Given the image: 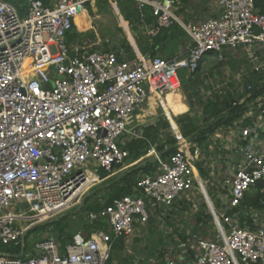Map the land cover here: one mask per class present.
<instances>
[{"label": "built area", "instance_id": "1", "mask_svg": "<svg viewBox=\"0 0 264 264\" xmlns=\"http://www.w3.org/2000/svg\"><path fill=\"white\" fill-rule=\"evenodd\" d=\"M97 1L27 0L22 17L0 0L1 245L19 246L33 224L78 205L89 176L98 180V171L105 178L115 175V167L128 157L118 141L139 138V112L151 100L160 108L167 93L180 89V71L194 74L205 61L221 62L227 51L241 46L250 57L256 47L264 49V14L256 11L257 0H216L217 17L185 27L191 46L184 57L130 60L121 48L88 52L66 38L75 17ZM131 1L141 21L147 12L154 19L146 31L149 38L176 21L175 0ZM172 130L176 152L165 161L155 156L158 172L139 177L132 195L89 214L90 220H105L106 231L77 233L63 249L49 237L34 245L36 256L22 260L1 252L0 264H107L113 242L132 236L137 223L148 222V205L169 208L196 184L186 140ZM249 134L243 130L242 137ZM259 181H264V137L244 152L243 164L226 181L230 209L238 208ZM14 204L25 205V213L32 215L14 213ZM17 216L37 222L16 228ZM231 220L228 214L219 216L225 239L193 236L198 252L191 264H264V229L242 228ZM165 264L177 263L168 259Z\"/></svg>", "mask_w": 264, "mask_h": 264}, {"label": "crops", "instance_id": "2", "mask_svg": "<svg viewBox=\"0 0 264 264\" xmlns=\"http://www.w3.org/2000/svg\"><path fill=\"white\" fill-rule=\"evenodd\" d=\"M48 2H51V0H48ZM107 3L110 11L112 10L114 12L120 22L122 40L125 37V40L132 49L134 59L149 58L147 57L149 55L143 56L139 51L134 34L148 37L146 31L154 26V19L150 23L141 21L142 25L138 27V32L133 34L130 23L125 21L120 14L117 0H107ZM94 7H96V12L99 13L97 3L88 8H92L93 10L95 9ZM256 11L259 12V9H256ZM20 13L25 14L26 7L21 9ZM219 13L220 8L216 0H175L173 14L176 21L174 24L169 28L161 29L155 37H148L149 40L158 38L155 48L157 57L170 60L175 57L186 56L191 46V40L185 27L193 28L199 26L205 20L217 17ZM91 16H95L94 10ZM122 20L127 24L128 32L122 27ZM75 28L79 39H82L73 43L66 38L68 40L67 42L71 45H85L88 52H94L90 48H102L103 43L108 44V50L101 52H113L114 49L119 50L122 43V40L119 42L111 40L113 33L107 34L109 36L108 38H111L110 41H107L108 38L102 40L97 34H93L94 38L92 42L89 36L84 40L83 38L85 36L80 35L77 26ZM240 53L245 56L247 69L242 67V72L235 78H226L222 83L224 86L219 88V90L217 89L218 87H210L211 89L207 92V97L201 98L200 90L197 88L199 90L198 97L192 98L191 96L189 101H185L181 93V86L180 89L173 90L160 100L163 115L166 119L167 114L169 115L172 123L169 120L168 122L171 128L174 129V132L178 131L173 120L174 118L187 114L190 111V104L193 105L191 115L197 114L196 116L199 117L201 114L199 99L205 102L213 94H230L233 99L237 100V105L244 104V110L242 115L232 123L217 128L206 142L201 145L191 143L185 139L188 151L194 158L193 167L196 178L194 188L179 195L169 208L148 205V222L143 225L137 223L132 236L113 242L111 258L107 264H165L168 259L175 260L177 264H191L198 252L193 236H199L209 242H216L220 234L225 239L219 221V216L222 214H228L232 218V224H236L239 227L250 230L264 229V210L246 209L244 211H237V208L234 210L230 209L229 188L226 186V181L243 164L244 152L247 149L258 147L264 137V49L256 47L250 57L247 54L246 48L241 46L233 51H227L224 55L225 59L220 63L226 61L227 56L234 60V56ZM210 84L212 85V82ZM252 86L253 90L251 89ZM148 104L147 109H150L148 115L152 113L155 105L157 112L159 107L155 101L151 100ZM141 112L143 113V111ZM141 112L138 115L140 126L151 122L157 117L156 114L148 116L147 118H151V120L145 122L140 119ZM175 113L176 117H174ZM246 129L249 130L250 134L247 137H242V132ZM151 151L155 152L154 149ZM151 151L146 157L140 159V161L152 157L150 156ZM135 164L127 165L123 171L116 173H120V177L124 172H127V170L135 166ZM196 165L202 168L205 174L204 178H202ZM156 172H158V168ZM91 177L95 179L92 180L95 184L97 182L96 177ZM92 181H86V189L92 186ZM204 188L213 207L214 216L205 202ZM18 220L23 221L21 218ZM204 223H206L205 226ZM204 227H210L209 229L213 228L214 233L209 229L204 230ZM211 232L215 235L211 234ZM77 233L86 235L80 229ZM59 247L61 249L64 248ZM35 251L34 248L33 253L29 257L36 256ZM20 254L21 256L24 255V246L23 248L21 247ZM234 264H237V262H234Z\"/></svg>", "mask_w": 264, "mask_h": 264}, {"label": "trees", "instance_id": "3", "mask_svg": "<svg viewBox=\"0 0 264 264\" xmlns=\"http://www.w3.org/2000/svg\"><path fill=\"white\" fill-rule=\"evenodd\" d=\"M5 1L15 7L19 11V13L21 9L25 8L27 5V0ZM42 1L44 3L48 2V0ZM259 1L264 2V0ZM96 3L100 14H108L110 12L107 0H98ZM117 4L120 14L125 21L130 23V21L134 19L136 25L141 26L142 22H138V13L136 12V7L131 0H117ZM259 13L264 14V8L260 9ZM83 15L84 14L76 17V19L74 20L73 27L68 33V39L70 42L75 43L82 39H79V35L76 33L77 31L75 29V26L78 27V25L83 21ZM152 20L153 18L151 17V15L147 14L144 21L145 23H150ZM137 26H131L133 34L138 32ZM115 29V33L112 34L111 40L119 42L122 40V31L120 28ZM89 38H91L90 41L92 42L94 35L89 36ZM123 38L124 39L122 40L120 48L123 50L125 58L134 59L135 57L131 47L125 40V37ZM134 38L139 51L143 56L149 55L147 57H157L155 48L158 38L149 40L146 36H139L136 34H134ZM83 39L85 40L86 36ZM90 49L91 51H107L108 44L103 43L102 48L94 47ZM114 51L118 52L117 49H114ZM198 72L190 75H187L186 73L181 74V86L183 85L185 91H187V83L183 82V76H188L187 82H189V80L193 82V79L197 77L196 75ZM251 89L253 90V86L251 87ZM254 89L256 88L254 87ZM198 94L199 90L197 88H195L191 92L192 98H197ZM199 106L201 113L199 117L196 116L197 114L191 115L193 111V105L190 104V111L187 114L176 117L175 113L174 117L176 118L173 119L181 136L184 139H187L189 142L196 143L198 145L206 142V140L214 133L217 128L230 124L234 120L239 118L244 110V104L237 105V100L233 99L232 96L228 93L213 94L212 97L208 98L205 102L199 99ZM138 131L140 133L139 138L127 139L126 137H124L122 140L118 141V146L128 152V157L124 160V163L122 165H118L115 167L114 172L120 171L127 165L137 163L138 161H140V159L146 157L152 149H154L155 152L160 156V159L164 161L171 154L176 152V140L174 138L172 128L163 113H159L158 116L151 122L140 126ZM196 167L200 172L202 178H204L205 174L202 168L199 165H196ZM157 168L158 163L154 162L149 163L146 166L138 168L136 170L132 168L131 172H124V174H122L114 183L112 181L109 187L106 188V190H108V197L103 202L98 201L96 198L97 192L95 191L99 189H96L94 192H92V194L85 199L83 207L80 210L83 211V209L85 208L84 212H87L85 218L82 221L83 224L81 228L79 227L75 232L77 233V231H79L80 229L86 233V236H89L95 231H106V221L101 218L90 220L89 214H98L104 208L111 205L113 200L120 199L123 196L132 195L134 193L138 178L142 175L154 174L157 171ZM103 176V174L100 175V177ZM246 209L264 210V181L257 182L245 193L240 205L236 210L244 211ZM72 217L67 214L64 218L52 223L55 225L54 239L61 247H65L68 243H70L72 237L76 234L74 232L71 235H65L64 232L66 223L72 222L70 221L71 219H73ZM68 218H70L69 221H67Z\"/></svg>", "mask_w": 264, "mask_h": 264}, {"label": "rangeland", "instance_id": "4", "mask_svg": "<svg viewBox=\"0 0 264 264\" xmlns=\"http://www.w3.org/2000/svg\"><path fill=\"white\" fill-rule=\"evenodd\" d=\"M52 2H54V0H51ZM95 9V16H91L93 10L92 8L87 10V12L84 13L83 15V23H80L78 25V30L80 31V35H82L83 37L86 36H91L93 34H97L100 38H102V40L105 38L107 39L109 36L107 34L109 33H115V28H121L120 27V22L118 20V18L115 16L114 12L111 10L108 14H99L98 12H96V7H94ZM264 8V2H260L259 0H257L256 4H255V9H263ZM137 12V10H136ZM26 14V13H25ZM25 14H21L22 17L25 16ZM138 22L141 23V20H139L138 18ZM131 26H137L136 22L134 21V19H132V21H130ZM142 25V23H141ZM140 26V25H138ZM138 26H137V30H138ZM92 27V28H91ZM76 29V28H75ZM82 32V33H81ZM67 38H68V34H67ZM111 38H108L107 41H110ZM68 41V40H67ZM235 59H231L229 56H227L226 61L220 63L217 62L215 60H208L205 61L202 65L201 68L199 70V72L197 73V77L195 79H193V82H191L189 80V82H187L188 76L184 75L183 76V82L187 83V91H185L183 85H182V89H181V93L185 99V101H189L191 99V92L192 90H194V88H198L200 90V96L201 98H205L207 97V92L210 91V87L215 86V88H217L219 90V88H222V86H224V84H222L226 78L230 77V78H235L237 75H239L242 72V67H244L245 69H247V61L245 60V56L244 54L240 53V54H236ZM182 73H185V71H180V75ZM210 82H212V85L210 84ZM216 89V90H217ZM161 108V107H160ZM158 108L157 112H156V105L153 107L152 109V113H150L148 115V112L150 111V109L146 108L143 109V113H140V119L143 121H149L151 120V118H147L148 116L151 115H155L158 116L159 113H163L162 109ZM156 112V113H155ZM139 115V114H138ZM167 120H169L171 122V119L169 118V115L167 114ZM172 123V122H171ZM150 156H158V153L151 151ZM94 170V169H92ZM124 169H121L120 171H123ZM119 171V172H120ZM104 173L102 171H98V180L97 182H95V184H93L92 186H90L88 188V190L86 191L85 194H87L88 192H94L97 188L101 187V189L95 191L97 192L96 194V198L98 201L103 202L107 197H108V190H106V188L109 187L110 183L113 181V183L115 182V180H117L119 178V174H115L113 176H111L110 178H103L100 177V175ZM92 176V175H91ZM88 179L89 181L95 180L93 179V177H91ZM94 182V181H92ZM106 186V187H105ZM222 189V188H221ZM85 194L81 197L80 202L82 200V198L85 196ZM80 204V203H79ZM78 204V205H79ZM73 206L70 209L66 210L64 213H67L70 217H72L73 219L70 220V218H68L67 221H72V222H67L66 226H65V235H71L72 233H74L76 230H78V228L82 226L83 224V219L86 216L87 212L85 211V208L83 209V211H79L78 213H73L75 211V208L78 206ZM11 211H13L14 213H22L24 215H32L31 213H25L26 211V206L25 205H18V204H14L13 208H11ZM72 214V215H71ZM74 214V215H73ZM28 222H37L35 220H28ZM28 222L26 221H15L14 222V226L16 228L20 227V226H24L26 224H28ZM45 222V221H43ZM41 223H36L33 224L30 228V230L27 232V234L24 237V255L21 256V259H27L34 251V245L41 242L44 239H47L48 237H54V228L55 225L50 223L47 225H40ZM206 225V223H204V226ZM210 228V227H209ZM208 227H204V230L209 229ZM214 233V229H209ZM211 232V234H213ZM215 235V234H213ZM21 244L19 246H15L13 244H9L7 246L1 245L0 244V252H4V253H9L12 256H20L21 253Z\"/></svg>", "mask_w": 264, "mask_h": 264}, {"label": "water", "instance_id": "5", "mask_svg": "<svg viewBox=\"0 0 264 264\" xmlns=\"http://www.w3.org/2000/svg\"><path fill=\"white\" fill-rule=\"evenodd\" d=\"M67 65V63L65 62L64 64H63V66H66ZM52 72L54 73V75H56L57 74V68L56 67H52ZM60 79V78H59ZM50 86L51 87H53L54 86V81L52 80L51 82H50ZM102 135H104V132L103 131H101V133H100V136H102ZM55 151L56 150H58V148H55L54 149ZM156 161V157L155 156H152V157H150V158H148V159H146V160H142V161H139L138 163H136L135 164V166H133L132 168H134V170H136V169H138V168H141V167H143V166H146L148 163H153V162H155ZM131 168V169H132ZM131 169L130 170H127V172H131ZM106 187V186H105ZM101 187H99V188H97V189H100ZM204 190H205V188H204ZM92 194V192H88L87 194H85V196L82 198V200H81V202H80V205L78 206V207H76L75 208V211L73 212V213H78L79 211H80V209L82 208V206H83V204H84V201H85V199L87 198V197H89L90 195ZM205 197H204V199H205V202H206V204H207V206H208V208L210 209V211H211V213L213 214V216L215 215L214 214V210H213V207H212V205H211V202H210V199H209V197H208V194H207V192H206V190H205V195H204ZM67 215V213H61V214H59V215H57V216H55L54 218H51V219H49V220H46L45 222H42L40 225H47V224H50V223H53V222H57V221H59L60 219H62V218H64L65 216ZM216 223V222H215ZM31 229V228H30ZM29 229V230H30ZM28 230V231H29ZM21 246H22V248H23V246H24V237H22V239H21ZM2 255V253L0 252V256ZM6 255H9V254H6ZM21 255V254H20Z\"/></svg>", "mask_w": 264, "mask_h": 264}, {"label": "bare ground", "instance_id": "6", "mask_svg": "<svg viewBox=\"0 0 264 264\" xmlns=\"http://www.w3.org/2000/svg\"><path fill=\"white\" fill-rule=\"evenodd\" d=\"M82 14H84V13H80L79 15H77L76 17H78V16H81ZM76 17H75V19H76ZM74 19V20H75ZM121 25H122V27L125 29V31H127L128 32V28H127V24L125 23V21L124 20H122L121 21ZM170 93V92H169ZM168 94V93H167ZM166 94V95H167ZM164 98V97H163ZM149 106V104L148 105H146L143 109H145V108H147ZM89 178H90V176H89ZM89 178H87V180L89 179ZM91 184L93 185L94 184V182H91ZM17 219L16 220H18L20 217L19 216H17L16 217Z\"/></svg>", "mask_w": 264, "mask_h": 264}]
</instances>
